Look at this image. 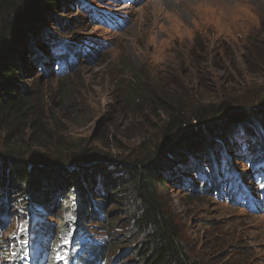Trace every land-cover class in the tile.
Segmentation results:
<instances>
[{"label": "rangeland", "instance_id": "rangeland-1", "mask_svg": "<svg viewBox=\"0 0 264 264\" xmlns=\"http://www.w3.org/2000/svg\"><path fill=\"white\" fill-rule=\"evenodd\" d=\"M64 1L63 8L53 14L68 22V31L51 24L50 16L47 17L51 25L34 21L43 28L40 31L43 36L30 39L29 43L30 47H38L41 55L38 62L28 60L31 70L27 75L30 78L26 79L33 95L35 118L50 137L68 139L66 147L60 148L63 154L69 155L84 147L89 151L88 158L97 161L104 155L117 161L142 160L155 153V147L162 143L159 133L167 117L160 110L158 98L165 102H175L178 98L181 104L185 101L189 106L209 105L212 109L218 104H232L228 111H234L254 103L256 93L264 87V47H256L260 41L264 43V0ZM88 4L94 18L80 8ZM44 36L54 38L52 46L60 42L61 46L75 50V54L71 53L75 56L71 67L58 70L55 51L51 48L47 53L49 59L46 57L42 47L49 46ZM132 93L138 95L135 100L131 98ZM186 115L194 117V110ZM259 122L228 124L215 132L213 139L205 141L203 133L200 140L198 137L192 140L193 146L181 143L176 145L174 153L164 155L166 149L182 142L188 129L181 128L160 151L167 159L174 158L175 154L177 160L186 158V162L194 163L180 170L172 161L163 166L169 181L162 187V197L195 264H264V190L259 175L254 172L257 164L264 163V157L253 159L256 154L247 151L246 145L254 139L253 145L264 144V134L257 126ZM196 123L192 122V128ZM234 127L242 130L232 139L238 150L230 153V146L224 151V144L215 136L221 132L232 136ZM19 130L22 133L19 136H8L7 129L0 128L2 166L9 143H16V152L11 154L10 161L6 160V165L20 158L39 164V152L50 160L59 151L52 146L41 151L31 137L32 131L37 130L32 126L26 124ZM144 137L141 147L138 143ZM203 143L213 147L212 161H225L223 170L209 165L205 155L201 156ZM260 153L264 154V147ZM257 159L260 160L255 163ZM4 171L7 173V169ZM209 172L215 175L212 185L217 188L202 186L204 180L208 183ZM178 177L180 182L176 181ZM225 180L230 183L229 188L235 187L232 192L238 191L240 185L246 188L245 194L229 198ZM84 190L86 212H90L91 200L101 199L95 212L106 216L101 211L113 206L116 215L114 222L101 218L92 221L89 217L85 243L90 244L95 237L96 244L110 249L105 264H134V246H139L143 239L132 227L130 214L116 205L110 195L100 198L105 193L103 187L97 186L95 195L88 188ZM19 191L3 194L0 187V245L3 247L0 260L8 259L16 264L10 245L18 241V232L23 229L24 220L18 219L17 211L21 207L24 212L28 209L29 214L40 212L41 226H47L44 236L35 233L36 241L41 238L46 255L39 260L31 248L26 253L31 257L28 264H35L37 260L38 264H65L67 255L62 250L63 243L72 242L69 235L74 227L68 229L62 240L56 233L61 219L64 223L68 218L75 219L73 205L68 203L71 197L63 201L56 191L42 204L34 201L23 204ZM118 195L121 201L128 196L124 192ZM53 197L57 199L55 206ZM77 197L80 199L78 193ZM47 203L48 209L44 206ZM54 240L57 247L53 246ZM78 254L81 251H75L76 261H80ZM70 264H75L74 260Z\"/></svg>", "mask_w": 264, "mask_h": 264}, {"label": "trees", "instance_id": "trees-1", "mask_svg": "<svg viewBox=\"0 0 264 264\" xmlns=\"http://www.w3.org/2000/svg\"><path fill=\"white\" fill-rule=\"evenodd\" d=\"M62 2L64 3L65 1L0 0V128L7 129L6 135L8 136L14 134L19 136L18 134H22L19 128L28 124L32 128L37 129L32 131L34 133L31 137L32 139L35 138L34 143L40 147L41 151H45L49 146H52L54 150L59 148V151L54 155L55 157L50 160L45 153L39 152L37 161L39 164H31L26 159L20 158L18 161H14L15 163L10 162L6 165L11 160L10 158H12L11 154L16 152V147L14 146L16 143H9L6 148L7 151H5L6 153L3 154L6 157L3 161V166L0 163L2 167L0 169V187L3 189V194L5 192L8 193L10 190L16 191L20 189L19 193L21 195L19 199H21L23 204L29 201H31L29 204H32L33 201L42 204L44 199H47L56 191L57 195L62 196L63 201L71 197L68 203H72L73 205L71 207L74 211L75 220L68 219V222L64 223L63 219H61L58 222V233H56L60 240H62L63 236L68 232L69 227L74 226L72 235L69 238L75 243H69L68 245L63 243L67 252L65 264H70L73 260L75 264H105L111 253L107 246L96 244L98 242L95 241V237H93V241L90 244L85 243V240L83 241L82 238L86 236L85 231H87V219L89 217V220L92 221L101 218L102 220L114 222L116 219L113 206L101 211L106 216L97 214V208L102 203L101 199L96 201L91 200L90 212H86L84 189L88 188L91 194L95 195L94 189L97 186L104 188L102 192L105 193H101L100 198L106 199L110 195L109 198L115 200L116 205L123 207L130 214L129 220L132 223V227L142 236L143 241L139 246L135 245V251L132 252V256H135L132 259L134 264H195L188 254L187 246L181 239L180 228L162 197V187L166 181H169L168 176H165L163 166L167 162L172 161L174 166H177L180 170L182 167H187V164L193 165L194 163L186 162V158L177 160L175 154L174 158L167 159L166 156L163 157L160 151L171 135L181 128H187L188 130L184 132L181 139L182 142L172 145L169 148L168 154L174 153L176 145L181 143L193 146L194 142L192 140L196 137L200 140L204 136L203 133H205V137H203L205 141L207 138L213 139L214 133L228 124L246 125L250 121H260L257 126H259L261 132L264 134V87L256 93L254 103L234 111H228L232 104H218L216 108L212 109L209 105L198 104L196 107L189 106L186 105L187 102L185 101L181 104L178 98L175 102H165L161 98H158L160 110L167 117L165 119L167 122H164L165 124L161 126L160 129H163L159 133L162 143L155 147V153L142 160L129 158V160L117 161L108 155H104L97 161V159L88 158L90 155L86 154L89 151L84 147H80L75 153L71 152L69 155L63 154L64 151H61L60 148L66 147L68 139L64 136L50 137L49 133L45 132V129L42 128V123L35 118L32 107L33 95L26 82V79L30 78L27 75H29L31 70L29 67L31 64L27 63L29 62L28 60L31 63L34 61L38 62L41 55V50H38V47H30L29 43L30 39L36 40L39 36H43V33L40 32L43 28L39 26V23H35L34 21L38 20L40 23H43V26L48 25L50 23L47 16H50L53 21L51 24L58 27L61 26L64 29L63 32L69 30L68 22L64 23L62 16L56 15L55 17L53 14L54 11L63 8ZM80 8L86 10L84 6ZM44 35L47 36L48 33L45 32ZM46 36H44V41L47 42L49 47H42V49L45 51L47 58L50 48L51 51H55V57L59 65L73 58L69 57L75 51L73 48L68 49L70 47L61 46L60 42L52 46L54 38L50 39ZM250 42L252 45H255L253 40ZM256 47H264V43L260 41ZM64 51L66 52L64 53ZM63 53L64 55H62ZM62 66L66 67V65H61L59 69H62ZM132 94L131 98L135 100L138 95ZM193 110L194 117L186 115L189 111L192 112ZM225 115L227 116L222 118ZM190 118L192 119L189 120ZM192 122H197L193 128L191 126ZM245 127L249 129L248 126ZM233 129L235 133L232 136L224 132L215 136V139H219L224 144V151H227V147L230 146V153L238 150V148L234 147L232 139L241 128L234 127ZM144 139L145 137L138 143L141 147L144 145ZM253 141L256 142V139L246 144L247 148H249L247 151L260 152L264 144L254 143L253 145ZM77 143L79 146H82L79 142ZM206 145L203 143L201 146V156L205 155L209 165L214 166L213 164H215L218 166L221 159L212 161L213 147L210 146V143ZM256 145L257 148H255ZM151 151L153 152V150ZM256 156L257 154L253 155V159ZM164 158L167 159L165 163ZM88 161H92L88 163L90 165L85 164ZM221 164L222 166L224 165V163ZM192 168L188 167V170ZM5 169H7V173H5ZM172 172L176 174L175 171ZM207 176L209 175L207 174ZM179 179L178 177L176 181L180 182ZM207 182L205 184L204 180L202 186L212 188L213 186H217L212 185L209 179ZM71 185L72 190H69ZM224 187L227 193L229 188L228 181L226 180ZM76 192L80 199L77 197ZM118 192L127 193L128 196L124 197L123 201H121V195L116 197V193ZM52 199L54 200V197ZM56 203L57 199L54 200V206ZM44 206L48 209V203ZM51 206L53 207V204ZM17 211L20 214L19 220H24L23 226L28 225V228L21 229L18 232L19 245L16 242L13 245V251L16 254L17 260L26 261V249L30 250L31 248L30 245H27L29 231L26 232V230L40 232L43 235L47 226H41L40 212L35 211L33 214H29L28 209H26L25 212L27 213H25L21 207ZM36 220H38V223L32 226V223ZM47 236L48 234L44 239H47ZM55 240L53 241V246L57 247ZM42 243L40 239L34 247L37 256L45 255ZM77 250L81 251V254H78L80 261H76L75 251ZM84 255H87V257ZM37 256L34 257L38 258ZM28 259H30V256ZM3 262L11 264L8 259H1L0 264ZM27 263H29V260Z\"/></svg>", "mask_w": 264, "mask_h": 264}, {"label": "clouds", "instance_id": "clouds-1", "mask_svg": "<svg viewBox=\"0 0 264 264\" xmlns=\"http://www.w3.org/2000/svg\"><path fill=\"white\" fill-rule=\"evenodd\" d=\"M90 6H91V5L88 4L87 6H84V7H86V10H85V11L89 12V14H90V13L92 14V8H90ZM80 7H83V6H80ZM82 10H84V9L82 8ZM91 14H90V15H91ZM91 16H93V18H94V17H95L94 13H93ZM100 16L103 17L104 15L101 14ZM68 49H71V47L68 48ZM66 51H67V50H66ZM66 51H64V53H65ZM72 54H75V51L72 52ZM70 55H71V54H70ZM70 55H69V57H75V56H73V55H71V56H70ZM72 59H73V58L68 59L67 62L65 61V63H61V65H66L65 68L68 69V68L71 67V66L73 65V63H74ZM56 61H57V60H56ZM57 65H58V67L60 68L61 65H59V62H58ZM59 68H58V70H61V69H59ZM62 69H64V66H62ZM59 197H60V196H59ZM61 197H62V196H61Z\"/></svg>", "mask_w": 264, "mask_h": 264}, {"label": "water", "instance_id": "water-1", "mask_svg": "<svg viewBox=\"0 0 264 264\" xmlns=\"http://www.w3.org/2000/svg\"><path fill=\"white\" fill-rule=\"evenodd\" d=\"M169 149H166L165 154L168 153Z\"/></svg>", "mask_w": 264, "mask_h": 264}, {"label": "snow or ice", "instance_id": "snow-or-ice-1", "mask_svg": "<svg viewBox=\"0 0 264 264\" xmlns=\"http://www.w3.org/2000/svg\"><path fill=\"white\" fill-rule=\"evenodd\" d=\"M262 187H264V185H262ZM63 259V257H61Z\"/></svg>", "mask_w": 264, "mask_h": 264}]
</instances>
